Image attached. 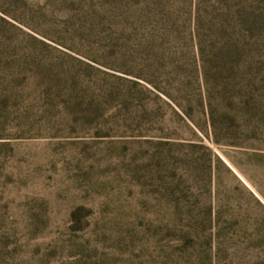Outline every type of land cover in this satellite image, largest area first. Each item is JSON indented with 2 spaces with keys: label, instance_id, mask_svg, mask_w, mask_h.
<instances>
[{
  "label": "rangeland",
  "instance_id": "obj_1",
  "mask_svg": "<svg viewBox=\"0 0 264 264\" xmlns=\"http://www.w3.org/2000/svg\"><path fill=\"white\" fill-rule=\"evenodd\" d=\"M0 264H264V0H0Z\"/></svg>",
  "mask_w": 264,
  "mask_h": 264
},
{
  "label": "trees",
  "instance_id": "obj_2",
  "mask_svg": "<svg viewBox=\"0 0 264 264\" xmlns=\"http://www.w3.org/2000/svg\"><path fill=\"white\" fill-rule=\"evenodd\" d=\"M174 71H175V69L173 68L171 72L170 71L168 72V74L173 75ZM139 77H142V76L139 75ZM173 82H176V80H173ZM149 83L156 91H158V92L162 93L163 95H165L181 111L182 116L186 117L191 122L194 121V118H193L191 112L187 108H185L182 104L179 103L178 98H176V96H175V94L173 92H169V91L163 90L162 88H160L159 86L154 84V82H152V81H149ZM233 94H234V86L231 85L230 82L224 81L223 84H222V90L220 91V95L219 96H220V99H221L222 103L225 104L224 105L225 107H229V108L231 107L232 108L235 105V103L238 104V105L242 104L240 99L237 96L233 95ZM201 106L204 109V111L207 109V105L206 104L205 105H201ZM247 107L245 106V109L249 110L248 113L250 112V110H253V107H251V108L249 106H247ZM239 109H241V108H239ZM209 110H210V108H209ZM210 112H211L210 113L211 114V126L214 128V119H213L214 113L211 110H210ZM232 119H233V117H232ZM198 125L199 124H197V127H199ZM213 141H214L215 144L219 143V141L217 139H214ZM213 161L215 163L217 162V164L220 163L215 158H214Z\"/></svg>",
  "mask_w": 264,
  "mask_h": 264
}]
</instances>
